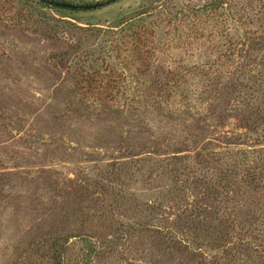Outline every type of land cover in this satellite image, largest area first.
<instances>
[{
	"label": "rangeland",
	"instance_id": "obj_1",
	"mask_svg": "<svg viewBox=\"0 0 264 264\" xmlns=\"http://www.w3.org/2000/svg\"><path fill=\"white\" fill-rule=\"evenodd\" d=\"M66 1L85 5L106 0ZM180 1L184 4L187 0ZM162 3L160 0L157 4ZM260 3L263 0H227L230 7L246 5L259 19ZM144 8L148 9L146 17H149L154 16L152 12L158 6L154 0H116L98 9L83 10L86 12L38 11L77 22L81 28H99L101 32H96L95 37L77 32L73 39L71 35H61L64 27L59 25L55 29L61 42L88 48L94 53L98 52L99 39L105 31L114 33L109 34L110 42H120L123 37L125 40L136 30L129 29V23L140 16ZM20 9L17 0H0V264H47L48 238L55 234L72 236L77 233L91 235L92 240L101 243L99 254L92 257L90 264H188L185 259L189 252L186 249L176 251L174 243L168 239L170 235L161 238L150 229L149 232L139 231V225L146 226L147 218L151 217H157L156 222L165 218L172 220L177 203L191 204L195 196L199 198L206 188L200 180L197 188L190 183L196 174L204 175L206 185L210 182L225 186L226 182L218 178L225 173L218 159L220 156L217 153L204 156L206 163L196 165V152L202 154L204 144H198V136L192 132L187 134L181 126L168 120L171 118L168 112L159 111L158 107L152 109L149 105L151 110H140L141 107H132V101L137 100V94H143L135 88L143 87L146 93L147 87L163 82L159 77L161 68L173 69L179 63L182 67L189 63L207 66L210 61L206 59L219 54L217 36L211 37L217 31L191 32L183 26L173 28L166 23L168 20L164 21L160 31L155 33L157 42L152 41L160 53L152 51L155 46L148 40L142 50L147 45L146 55L150 53L152 61L147 63L146 69L140 67L141 75L134 71L137 65L130 67L126 63L136 79L126 72L124 89H119V95L112 96L113 104L107 102L101 112L94 106V97L88 100L79 94L66 69L67 64L58 62V53L41 37L44 29L23 24L15 26ZM164 9L172 11L169 7ZM159 16L163 18L162 15L149 18L138 29L144 25L143 30L149 33L155 28V21L161 20ZM225 24L228 25L226 30H231L230 36L238 38L233 51H240L234 54L232 61L234 69L240 68V71H237V78L235 73L233 82L226 84L224 91L225 81L221 76L217 78L216 71L222 69L220 67L209 72L205 67L206 78L208 72L209 79L213 80L205 82L201 75L193 79L199 92L219 83L217 92L207 91L206 95H201L202 101L210 104L206 117L211 115L207 120L210 121L209 131L204 135L210 137L211 132L219 129L233 134L246 130L257 144L258 141L263 143L264 136L256 133L264 134V103H255L264 98H260L258 87L251 88L247 79H255L263 72L264 48L257 50V47L264 46V31L256 19H252L248 27L256 31L255 34H239L230 21ZM120 30L127 32L121 34ZM180 35L191 38V43L176 41L182 39ZM101 61L95 73L100 70ZM221 63L225 69L232 66L231 61L222 60ZM101 68H106L105 62ZM99 79L95 82L102 87L104 82ZM143 97L146 99L145 95ZM254 113L260 116L256 115V120ZM237 139L238 136L235 141ZM171 158V164L166 165ZM175 179L188 184V189L181 197L177 195L171 200L173 202H167L166 193ZM233 189L234 195H227L233 204L253 200L251 196L247 198L248 189L240 184ZM225 196L226 193L221 204L222 213L226 211L224 205L228 208L232 205L225 201ZM147 204H151L149 208L159 205L160 209L149 213ZM204 215L201 225L196 220L195 226L205 228L203 233H198L197 242H208L211 246L218 242L230 254L232 245H237V238L242 237L240 227L231 230L229 236L222 235L215 210L204 211ZM252 227L262 229L258 225ZM253 239V236L245 239L249 242L245 256L251 258V264H262L264 239ZM84 248L79 238L71 237L67 255L73 258ZM206 252L211 256L215 251ZM233 259L236 264L240 263L237 255Z\"/></svg>",
	"mask_w": 264,
	"mask_h": 264
},
{
	"label": "trees",
	"instance_id": "obj_2",
	"mask_svg": "<svg viewBox=\"0 0 264 264\" xmlns=\"http://www.w3.org/2000/svg\"><path fill=\"white\" fill-rule=\"evenodd\" d=\"M56 1L70 3L66 0ZM159 1L160 0H154L155 5L158 6L157 10L152 12L154 16L146 17L148 15V9L144 8L143 11L138 14L140 16L137 15L138 17L133 19L132 23H129V29L136 30L132 31L125 40L124 37L121 36L123 38L120 42L115 40L110 42L109 34L114 33L111 31L103 32L102 38L99 39L100 45L97 46L98 52L94 53L88 51V48L82 49L72 43L64 42V39H62L63 42H61L55 29L59 25L64 27V33L62 32L61 35H71L70 39H73L76 37L77 32L95 37L96 32H101L99 28L89 26L81 28L77 25V22L72 23L63 18H56L51 14H41L38 10L48 9L51 12L65 10L72 13L86 11L49 6L43 0H17L18 4L21 5V15L17 16L15 26L17 27L18 24H23L32 25L37 28L40 27V29L43 28V34L39 31L41 37L52 46L56 53H58V62L64 63V66L67 64L66 69L72 76L73 82L76 84L75 88L79 91V94L85 95L88 100L94 97L93 103L95 105H93L101 112L104 111L102 106L105 107L107 102H110L112 105V96L119 95V89H124L123 84L125 82H123V80L126 72L129 74L130 78L136 79L132 71L128 70L126 63L130 64V67L137 65L134 71H139L141 75L140 67L146 69L147 63L152 61L150 59V53L146 55L147 45L145 50H142L148 40L151 45L155 46L152 51L160 53L158 46L152 41H156L155 33L160 31V26L164 21L168 20L166 23L172 25L173 28L174 26H183L191 32L200 30L205 31L207 29H210V33H214L215 30L217 31V34H213L211 37L217 36L216 43L219 54L207 58L206 60L209 59L210 61L207 66L189 63V66L182 67L179 63L174 66L173 69H169L168 67L161 68L159 70V77L163 82L156 87H147L146 93H144L143 87L135 88L136 90L142 91L143 94H137L139 97H136L137 100L132 101V107H141L140 110H151V108L156 109L158 107L159 111L168 112L171 117L168 118V120L170 119V121L176 123L177 127L181 126L182 130L185 129L184 131H186L187 134L192 132L195 136H198V144L204 143L202 144V152L207 155L196 152V165L203 166L206 163V158L204 159V156L210 157L214 155L213 153H217L218 156H220L218 157L219 162L225 172L224 174H220L218 178H220L221 181H225L226 185L216 186L209 182L207 186L203 182V179H205L204 175L196 174L190 183L197 188L199 187L200 180V182L205 185L206 189L201 193L200 197L197 198V196H195V200L192 201L191 204L177 203L176 212L173 213L174 219L172 220L165 218L164 220H158L156 222L157 217L147 218L148 222L146 226L139 225V231L149 232L148 230L150 229L161 238L170 235L168 239L171 243H174L173 248L176 251L179 249H186L189 252L186 259L184 258L188 264H236L233 259L235 255L240 257L239 264H247L248 262L251 264L253 262L250 260L251 258L245 256L246 251L249 249L247 247L249 242H246L245 239H250L251 236H253V240L255 241H263L264 239V142L261 143L258 141L257 144V141L252 139L251 134L249 133L248 135L246 130L245 133L233 134V132H226L219 129L211 132L209 134L210 137L205 136L204 134L209 131L210 126V121L208 122L207 120H209L211 115L206 117L210 104L208 105L206 101H202L201 95H204V93L206 95L208 92H217L218 89L216 86H219V83L212 84L205 92H199L198 89L200 88L196 87L192 81L195 77L200 75L205 82L213 80L209 79L208 72L215 70L217 67L222 68L216 71L217 78L221 76L225 81V84L222 86V91L226 89V84L233 82L232 79H234L235 73L237 78V71H240V68L234 69L232 58L235 53L238 54L240 51L237 49L233 51V44L238 38L230 36L231 30H226L228 25L225 24V22L230 21V24L232 23L236 26L235 30L239 34H255L256 31H251L248 27L251 25V20L256 19L259 21L260 29L264 31V0L263 3L259 4L260 10L258 15L260 19L256 15L251 14L246 5L240 4L239 6L230 7L227 4V0H203V2L200 3L187 0L184 4H182L180 0H162V4H157ZM77 4L83 5V3ZM167 7L172 11L166 12L164 8ZM158 15H162L163 18L161 19L159 16L161 20L155 21L153 25L155 28L150 30L149 33L143 30L144 25L138 29L142 22H146L152 17L157 18L156 16ZM143 17L147 19H143ZM214 24L215 29H213ZM204 25H206V27H204ZM120 31L121 34L127 32L126 30ZM180 36L182 39L179 38L176 41L185 42L187 44L191 43V38H188V36ZM172 41H175V39H172ZM251 46H253V44H251ZM263 48L264 46L260 48L257 47V50H263ZM59 49L65 51L61 52ZM134 55L135 58H132ZM222 60L231 61L232 66L225 69L221 63ZM100 61L102 62V66L105 62L107 69H102V66H100V70L95 73V68L98 67ZM205 67L208 71L207 78ZM241 70L245 71L246 68H241ZM258 74L259 75L255 79L249 77L247 81L250 83L252 89L258 87L260 98H264V69L262 73L260 72ZM99 78L104 82L102 87L95 82L99 81ZM229 89L232 90V88ZM144 95L146 99L143 97ZM263 103L264 100L261 99L260 102L255 103V105ZM128 105L130 106V104ZM147 105L151 108L147 107ZM252 105L251 107H253ZM244 107H248V105L244 104ZM256 115L257 114L254 113V120H256ZM256 117L260 116L257 115ZM210 119L213 120V117ZM254 125H256V122ZM251 130L254 131L256 129L252 128ZM256 135L264 136V134L258 135L257 133ZM237 136L238 139L235 141ZM224 139L227 142L221 141ZM214 150L219 151L213 152ZM170 160H172V158L166 161V165H168V163L171 164ZM215 167H217V164H215ZM211 168H213L214 171L216 170L213 166H211ZM170 184L172 185H169L170 191L168 194L166 193L167 202H173L171 200L176 199L177 195L181 197L184 191L188 189V184H184L183 182L180 183V181L176 179L172 180ZM238 184L248 189L245 195L247 198L251 196L253 199L252 201L244 203L234 202L233 204L232 201L227 198L228 194L231 196L234 195L235 191L233 187H237ZM218 186L219 188L217 189ZM225 193V201H230L232 205L228 208L223 204L226 211L222 213L221 204L223 203L222 201ZM150 206L151 204L145 205L146 208ZM158 209H160L159 205L149 208V213L156 212ZM214 210L219 219V223L222 225L218 229L220 234L229 236L231 230H235L238 227L241 229L240 232L242 237L240 239L237 238V245L235 243L232 245L233 247L230 248V254L226 253L223 249L225 246L218 244V242H216V245L213 244L212 246L208 242H197L198 233H203L205 228L195 226L197 225L196 220L197 223L201 225V220L205 219L204 211L206 213V211L211 212ZM194 220L195 224H193ZM254 225H258L260 228L262 227V229H256L257 227L253 229L252 226ZM208 233L209 230L207 229L206 234ZM191 235H193V237ZM71 237L79 238L81 245L83 244L85 246V248L76 253L73 258H69L67 255L68 240ZM91 238V235L80 233L72 236L60 234L51 236L48 238L50 242L48 244L49 253L46 257L48 258L47 264H90L92 257L98 255L101 250V243ZM206 251L215 252L213 255L208 256V252ZM206 254L207 258L205 257ZM258 264H261V262ZM262 264H264V262Z\"/></svg>",
	"mask_w": 264,
	"mask_h": 264
},
{
	"label": "water",
	"instance_id": "obj_3",
	"mask_svg": "<svg viewBox=\"0 0 264 264\" xmlns=\"http://www.w3.org/2000/svg\"><path fill=\"white\" fill-rule=\"evenodd\" d=\"M43 1L49 6H56V7H60L63 9L94 10L104 5H107L111 2H114L116 0H106L104 2H97L95 4H85V5L66 3V2L56 1V0H43Z\"/></svg>",
	"mask_w": 264,
	"mask_h": 264
}]
</instances>
